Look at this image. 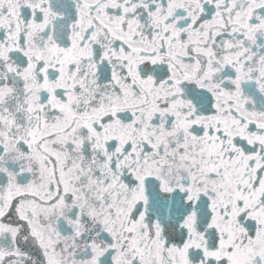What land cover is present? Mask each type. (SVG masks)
<instances>
[{
    "label": "snow or ice",
    "instance_id": "obj_1",
    "mask_svg": "<svg viewBox=\"0 0 264 264\" xmlns=\"http://www.w3.org/2000/svg\"><path fill=\"white\" fill-rule=\"evenodd\" d=\"M0 264H264V0H0Z\"/></svg>",
    "mask_w": 264,
    "mask_h": 264
}]
</instances>
